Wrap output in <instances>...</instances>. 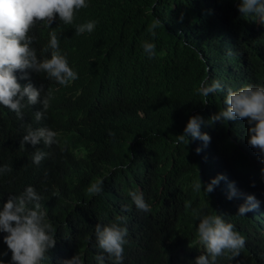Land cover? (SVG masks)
Instances as JSON below:
<instances>
[{
    "label": "trees",
    "instance_id": "trees-1",
    "mask_svg": "<svg viewBox=\"0 0 264 264\" xmlns=\"http://www.w3.org/2000/svg\"><path fill=\"white\" fill-rule=\"evenodd\" d=\"M87 3L69 34H61L59 47L79 78L68 86L56 82L59 106L74 122V149L84 154L68 164L76 184L49 162L34 164L31 146H20L34 117L26 101L23 120L0 105V167L12 168L0 174V210L28 186L42 197L57 240L42 264H62L76 255L84 264H98L97 223L128 229L123 264H195L205 254L198 239V217L205 214L223 216L245 239L239 256L225 252L216 264H264V162L248 144L250 125L246 119L210 123L227 108L226 92L208 97L196 92L205 80L233 90L264 87V24L242 16L241 0ZM157 19L161 24L153 37L147 29ZM92 20L97 22L92 33L76 35L77 25ZM145 41L155 44L154 58L144 53ZM45 56L50 58V50ZM14 75L23 87L24 72ZM196 115L210 143L188 137L189 143L176 144ZM221 174L226 179L207 194L204 188ZM98 179L104 181L103 193L89 196L86 189ZM200 179L197 192L193 181ZM130 191L143 194L149 213L136 209ZM249 195L259 206L237 215ZM117 217H127L126 223ZM6 235L0 231V262L12 264Z\"/></svg>",
    "mask_w": 264,
    "mask_h": 264
},
{
    "label": "clouds",
    "instance_id": "clouds-1",
    "mask_svg": "<svg viewBox=\"0 0 264 264\" xmlns=\"http://www.w3.org/2000/svg\"><path fill=\"white\" fill-rule=\"evenodd\" d=\"M88 6L87 0H0V105L23 120L21 109L26 101L34 117L25 126L26 134L20 146L29 144L34 151L32 162L39 165L44 160L54 168L58 167L69 184H76V178L75 169L68 164L82 161L84 154L74 149V122L59 106V88L56 82L68 86L79 77L61 54L59 47L61 34H69L68 26L74 22L76 13ZM238 10L244 18L252 17L254 22L264 24V0H241ZM96 24L92 20L77 25L76 35L92 33ZM160 24L158 19L153 21L147 31L155 37V30ZM142 47L149 59L156 56L154 43L145 41ZM49 50L50 58H47L45 53ZM18 70L25 75L23 87L14 75ZM29 73L31 74L28 75ZM196 92L202 97L226 92L224 103L227 108L213 115L210 123L246 119L250 125L248 144L257 150L264 162V87L246 85L233 90L232 87L225 89L219 80L211 83L205 80L201 81ZM202 124V117L192 116L183 134L176 136L175 143H189L188 137H191L203 141L207 146L211 137L201 131ZM200 151V148L196 149L197 154ZM123 167L126 169L127 164ZM11 171L12 168L8 165L0 167V174ZM224 179V175H218L204 191L207 194L213 192L214 186ZM103 183V179L95 180L88 186L86 193L89 196L101 195ZM201 186V179L193 181L195 191H200ZM235 194L233 189L228 199H232ZM128 195L138 211H151V206L142 193L130 191ZM41 200L37 191L28 186L20 195L10 197L0 210V231L8 234L4 237V242L12 253V264H42L46 254L57 243L56 228L49 222ZM258 206L255 196L249 195L247 202L239 207L237 215L244 216ZM185 207L190 208V203L186 202ZM198 219V239L205 248V254L198 256L195 264H216L217 258L225 252H231L233 257L240 255L245 247V239L233 230L232 223L226 222L221 215L205 214ZM117 220L126 223L127 217H117ZM127 235L128 229L121 227L119 223H97L95 237L98 248L102 250V254L96 256L98 264H105L104 254H107L111 264H123ZM62 264H84V261L80 255H76L70 260L62 261Z\"/></svg>",
    "mask_w": 264,
    "mask_h": 264
}]
</instances>
